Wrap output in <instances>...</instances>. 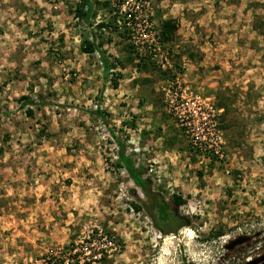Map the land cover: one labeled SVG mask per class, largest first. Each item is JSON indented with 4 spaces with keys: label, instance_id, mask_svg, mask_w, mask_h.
Wrapping results in <instances>:
<instances>
[{
    "label": "rangeland",
    "instance_id": "obj_1",
    "mask_svg": "<svg viewBox=\"0 0 264 264\" xmlns=\"http://www.w3.org/2000/svg\"><path fill=\"white\" fill-rule=\"evenodd\" d=\"M80 1L0 0V208L16 212L6 200L24 197L30 209L35 192L66 224L43 249L0 241V264H264V0H90L116 65L107 79L98 55L78 50V35L91 37L75 18ZM224 36L221 57L203 59L204 42ZM39 96L48 105L18 108ZM185 101L214 111L216 149L199 121L181 125L170 105ZM97 106L151 190L185 200L189 227L164 236L134 210L145 198L86 114Z\"/></svg>",
    "mask_w": 264,
    "mask_h": 264
},
{
    "label": "trees",
    "instance_id": "obj_2",
    "mask_svg": "<svg viewBox=\"0 0 264 264\" xmlns=\"http://www.w3.org/2000/svg\"><path fill=\"white\" fill-rule=\"evenodd\" d=\"M75 18L83 22L90 31V36L81 38L79 44V51L86 55L97 54L99 57L100 65L103 70L105 79H107L110 71L114 70L116 65L105 56L102 51L101 45L97 42V35L92 28V18L95 16L93 3L90 0H81L79 5L75 8ZM100 23L99 27H106L107 24ZM176 27L171 24V20H165L162 22L160 34L164 39L170 40L172 38V32ZM81 37V35H80ZM118 75V74H117ZM112 82L113 88H117V83ZM48 105L40 96L38 101L32 102L26 97L19 99L18 108L23 109L26 106L33 107ZM25 115L31 117L33 115L32 108L25 110ZM86 114L89 116H96L101 119L105 125L107 132L113 143L117 147L116 161L117 164L125 170L130 180L135 187L139 189L145 201H139V205L133 204L136 212L142 211L151 221L152 226L159 231L162 235L168 236L170 234H176L179 229L190 226V218L183 216L179 212V208L185 204V200L178 195H172L166 199L158 192L151 190V179L146 176L147 169L140 162H137L131 154L126 153L124 143L117 137L113 129L109 128L105 118L104 112L97 106L94 110H87ZM135 200L138 201L136 194H132Z\"/></svg>",
    "mask_w": 264,
    "mask_h": 264
},
{
    "label": "crops",
    "instance_id": "obj_3",
    "mask_svg": "<svg viewBox=\"0 0 264 264\" xmlns=\"http://www.w3.org/2000/svg\"><path fill=\"white\" fill-rule=\"evenodd\" d=\"M165 17L167 19H173L177 16L173 17L167 14ZM208 30L209 33H211V31L215 33V31L212 29L211 30L208 29ZM180 31H182V29ZM78 36L80 37V35ZM80 41H81V37L79 40V44ZM226 41H227V37L224 36L222 41L223 45H218L217 47L214 48L208 42H204L206 49H202V50L207 54L204 56L201 55L202 58L206 60V59H210L211 57L217 58L218 56H220L219 49L221 47L224 49H228L229 47ZM79 44H78V50H79ZM191 69L193 68H188V75L194 74V71ZM214 77H217V75H214ZM218 83H219L218 81L213 82V86L217 85ZM39 195L40 194L37 195L35 192L33 195H31L33 204L30 209L28 208L25 209V207H23L24 204L26 203V199L24 197L23 198L10 197V200L5 199L6 201L9 202V204H14L17 207V209L15 212L12 209L4 210V207L0 208V212L5 211V213H3L0 217V239H1L0 241L2 244L5 243L7 245L8 244L13 245L14 243L17 248L30 245V246L38 247L39 249H43L55 243V241L57 240L60 241L61 233L57 235L56 233L58 231L63 230V234L65 235L66 224L60 226L58 223L60 221H58L56 218L53 217V215H51L50 212H48V203L50 202L51 199L47 198L45 201H41L39 199ZM18 197H21V195L18 194ZM25 211H29L28 214H25ZM5 231H7L6 234ZM40 241L43 242L40 243Z\"/></svg>",
    "mask_w": 264,
    "mask_h": 264
},
{
    "label": "built area",
    "instance_id": "obj_4",
    "mask_svg": "<svg viewBox=\"0 0 264 264\" xmlns=\"http://www.w3.org/2000/svg\"><path fill=\"white\" fill-rule=\"evenodd\" d=\"M96 54V53H95ZM170 107L178 115L181 125H184L187 119L191 121H199L202 126V131L205 130V135L207 136L209 147L216 149L215 147L219 141V132L216 129L215 121L212 119L214 117V111L207 104L205 106L196 105L195 102H182L175 105L171 104ZM96 256H90L85 258L86 261L95 260ZM80 262H83L81 260ZM67 264V263H65Z\"/></svg>",
    "mask_w": 264,
    "mask_h": 264
},
{
    "label": "water",
    "instance_id": "obj_5",
    "mask_svg": "<svg viewBox=\"0 0 264 264\" xmlns=\"http://www.w3.org/2000/svg\"><path fill=\"white\" fill-rule=\"evenodd\" d=\"M248 239H249L248 237L240 236V237L236 238L235 240H233L232 242H230L229 244H227L225 246V249L230 250L233 246L242 244L245 241H247ZM263 258H264V256H263Z\"/></svg>",
    "mask_w": 264,
    "mask_h": 264
},
{
    "label": "flooded vegetation",
    "instance_id": "obj_6",
    "mask_svg": "<svg viewBox=\"0 0 264 264\" xmlns=\"http://www.w3.org/2000/svg\"><path fill=\"white\" fill-rule=\"evenodd\" d=\"M186 264H191V263H186Z\"/></svg>",
    "mask_w": 264,
    "mask_h": 264
}]
</instances>
